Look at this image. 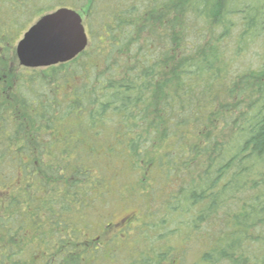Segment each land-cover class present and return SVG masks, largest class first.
<instances>
[{
  "label": "trees",
  "instance_id": "16d2710c",
  "mask_svg": "<svg viewBox=\"0 0 264 264\" xmlns=\"http://www.w3.org/2000/svg\"><path fill=\"white\" fill-rule=\"evenodd\" d=\"M0 264H264V0H0Z\"/></svg>",
  "mask_w": 264,
  "mask_h": 264
},
{
  "label": "snow or ice",
  "instance_id": "6c2138e0",
  "mask_svg": "<svg viewBox=\"0 0 264 264\" xmlns=\"http://www.w3.org/2000/svg\"><path fill=\"white\" fill-rule=\"evenodd\" d=\"M81 38H83L81 21L77 17L64 15L40 26L23 41L29 53L44 57L60 55L65 51H71L73 54L80 48Z\"/></svg>",
  "mask_w": 264,
  "mask_h": 264
},
{
  "label": "water",
  "instance_id": "95a60500",
  "mask_svg": "<svg viewBox=\"0 0 264 264\" xmlns=\"http://www.w3.org/2000/svg\"><path fill=\"white\" fill-rule=\"evenodd\" d=\"M64 15H70L77 17L81 21V27H82V36L80 40V48L75 51L73 54L71 51H65L63 54L60 55H47L44 57H38L34 53H29L26 50L25 42L23 41L24 38H28L33 32H35L40 26L46 25L50 23L54 18L64 16ZM88 42V37L85 31V27L82 23V18L80 14L71 9L66 7H61L56 10H53L51 12L45 13L38 17L34 23H32L28 29L23 33L22 37L17 41L15 45V56L17 58V61L19 65L28 67V68H36V67H43L48 66L51 64L66 62L72 58H74L77 54L82 52L84 48L86 47Z\"/></svg>",
  "mask_w": 264,
  "mask_h": 264
},
{
  "label": "rangeland",
  "instance_id": "374dc122",
  "mask_svg": "<svg viewBox=\"0 0 264 264\" xmlns=\"http://www.w3.org/2000/svg\"><path fill=\"white\" fill-rule=\"evenodd\" d=\"M16 43H17V42H16ZM15 45H16V44H15ZM14 49H15V47H14ZM127 210H128V209H127ZM127 210H123V212H124V211H127ZM132 210H133V211H136L135 209H132Z\"/></svg>",
  "mask_w": 264,
  "mask_h": 264
}]
</instances>
